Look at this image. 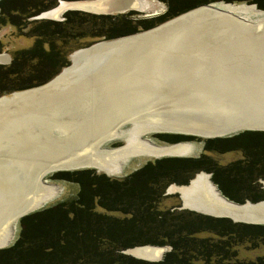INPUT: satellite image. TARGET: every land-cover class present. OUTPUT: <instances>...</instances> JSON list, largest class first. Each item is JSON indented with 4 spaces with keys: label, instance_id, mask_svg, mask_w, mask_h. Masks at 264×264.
Listing matches in <instances>:
<instances>
[{
    "label": "trees",
    "instance_id": "16d2710c",
    "mask_svg": "<svg viewBox=\"0 0 264 264\" xmlns=\"http://www.w3.org/2000/svg\"><path fill=\"white\" fill-rule=\"evenodd\" d=\"M58 1L0 0V17L11 20L21 12L26 20L56 7ZM161 1L165 14L137 19L139 28H153L209 3H253L264 10V0ZM63 15V21L33 22L35 45L15 52L10 64L0 65V95L44 85L58 74L60 67L66 65L65 52L59 47L67 35H75L74 29L86 23V18L94 29L92 22L99 23L96 33L104 39L137 30L122 20L127 14L66 11ZM11 24L16 25L12 21ZM67 28L69 31L63 33L66 35H61ZM157 137L169 144L198 141L203 152L196 157L154 159L121 178H111L94 169L52 173L50 179L76 185L75 195L21 217L15 241L0 248V264H264V256L251 260L239 254L244 245L264 239V224L233 222L178 205L159 208L166 197L176 196L164 194L168 186L185 185L200 171L210 174L217 191L234 203L264 200L260 182L264 180V132L244 131L204 140L174 134ZM230 152L242 156L223 165L207 154ZM143 245L166 247V252L156 262L123 253Z\"/></svg>",
    "mask_w": 264,
    "mask_h": 264
},
{
    "label": "water",
    "instance_id": "95a60500",
    "mask_svg": "<svg viewBox=\"0 0 264 264\" xmlns=\"http://www.w3.org/2000/svg\"><path fill=\"white\" fill-rule=\"evenodd\" d=\"M78 1H86L92 4L99 0ZM58 3H60V0ZM213 4L217 3L201 6L210 9L197 17L198 19L195 18L191 23H181L174 26H171L173 24L169 23L170 25L166 27L165 25L168 22L173 21V19L180 15L176 16L153 27V29L161 27L160 33H158L160 35L154 34L155 36L147 39L142 38L137 43H134L133 57H136L139 54L138 52H140L142 58L147 56L149 70L146 66L147 63H144L143 69L146 72L142 73V75H137L140 80L133 82V109H118V112L115 109H111L113 111L108 114L95 111L93 115H96V117L93 118L92 116L93 119H88L86 120L87 122L80 120L81 115L79 116L78 110L72 113L70 111L71 118L75 119L74 121L78 122L79 125L83 124L81 128L74 129H80L79 132H70V136H75L78 142L77 147L78 152H81L80 154L75 153L74 156L73 154L64 156L55 151L54 148H58V141L55 140L56 138L51 133L48 134L44 132L45 130L42 131L43 126L40 115L42 113L37 110L40 109L39 107H36V109L27 107L28 110H23V106L21 108H17V105L11 106L8 112L9 119H18V117L11 118V114L14 117L18 113H22L25 116H32L34 113H37V118L35 119L38 120L36 123L40 126H33L37 127L38 131H36V134L38 136L36 137L34 133L32 136L34 139L31 140L32 138H30L33 144L26 142L30 144L21 149H26V151H23L24 153L21 150L14 151V146H11L9 143L8 148L12 151L10 153L11 157L15 153L20 158L8 157V161H11V164L13 162L14 164L12 165H15V163L19 165L23 162L25 163L24 168L26 170L27 168H33L32 166L35 164V169L38 170L37 175H41L40 178L57 171L97 168L98 155L96 152L98 151L91 150H96L98 146L100 147L102 144L112 140L114 133L122 124L136 122V118L142 117L147 108H138V104L146 101L145 97H152L155 100L160 98V107L156 106L157 108L165 110L171 108L178 112L177 118L170 121L161 120L160 118L148 121L163 128L162 131H155L158 133L193 136L204 140L230 137L244 131L264 132V86H261V84H264V20L253 24L246 23L240 20L238 16L222 12L218 7L217 11H214ZM136 7V0H125L119 4L112 5L108 13H94L79 9H67V11H81L96 15L141 12ZM254 7L257 8L256 5ZM44 12L38 14L37 17L35 16V19H45L39 18ZM229 47L251 51L250 58L259 67L261 66L262 71L258 72L261 76L259 79L261 80H258V78L254 80L253 74L248 71H242L240 67L230 72L232 67L227 68L226 65V58L229 60L227 53ZM6 60L7 56H5L3 61ZM141 64L134 65L133 72L136 71V74H138V70L142 68ZM238 71L239 73H237ZM88 84L85 88L91 91L93 87L90 85L91 83ZM67 89L68 87L62 90L63 93ZM71 89H73V85L70 86ZM97 97L99 100H102L100 95H97ZM109 100L112 102V106L117 107L116 103L118 102L114 103L111 99ZM98 103L100 104V102ZM89 109L91 108L87 110ZM154 113L157 115L156 111ZM108 115L110 116L109 122L104 125V119ZM67 121L65 118L64 122L67 123ZM19 143H22V141L19 140ZM162 157L167 156L157 157L156 159ZM208 175L210 180V174ZM165 195L170 194H167L166 191ZM42 197L38 196L35 198L33 205L26 206L31 195H25V205L19 209L21 212L17 216V221L28 213L43 207L44 204L37 205L42 200ZM222 198L228 204L211 203L210 206L206 205L208 209H217L222 213L217 216L209 214V212H203L197 208H187L190 211L203 215L215 218H228L234 222L256 225L264 224V216H257L259 213H264V200L257 203L245 201L243 204H238L223 196ZM180 199L182 201L181 196ZM258 204L262 206L256 208ZM184 207L182 204L181 209H185ZM252 217L262 220L255 222L248 220L249 218L252 219ZM136 248H153L159 250L160 255L157 259H145L131 253ZM164 252H166V247L143 245L126 249L123 253L135 259L156 262L161 259Z\"/></svg>",
    "mask_w": 264,
    "mask_h": 264
},
{
    "label": "rangeland",
    "instance_id": "374dc122",
    "mask_svg": "<svg viewBox=\"0 0 264 264\" xmlns=\"http://www.w3.org/2000/svg\"><path fill=\"white\" fill-rule=\"evenodd\" d=\"M61 1H78V0H60V3H61ZM156 1L159 2L161 5H163V8H164L159 13H150L149 14V13H142V12H129V13H125L127 15L123 14L124 16L122 15L123 16L122 20L124 22H129V25L132 27V29L133 30L137 29V30L133 33L117 36V37L112 38V39H104L103 37H101V35L99 33H96L97 32L96 29H97V26L99 25V23H97L96 21L92 22L96 26L94 29L93 27H91L92 24L88 23L89 22L88 18H86V20H87L86 23H81L80 27L74 29L75 35H67L64 43H62L60 45L59 48L61 50H63V52H65V58L63 60L65 61L66 65L60 67L58 74L64 68H66V67L68 68L69 66H71L72 61H71L70 57H71L72 53L75 52L76 50H85L86 51V49L91 48V47H93L97 44H100L102 42H112V43L116 44L118 41H120L118 39L132 37V36H139L141 34L148 32V31H151V29H153V28H149V29H145V30H143L142 28H139L138 24H136V23H138V22H136V20L141 19V18L153 19L155 17H159V16L164 15L166 12L165 4L161 0H156ZM60 3H58L57 5L59 6ZM216 3H222L220 6H222V8H225V5L223 4L225 2H216ZM227 4L235 5V6H248V7H249V5L250 6L255 5L253 3L251 4V3H244V2L238 3V4L237 3H235V4L226 3V5ZM57 5H56V7H58ZM206 5H208V4H206ZM206 5H204V6H206ZM215 5H218V4H215ZM54 8H52V9H54ZM200 8H202V7L200 6ZM200 8L197 7V8L190 10V11H193L195 9H200ZM253 8L258 10V11L264 12L263 9H258L255 7H253ZM66 11H63L59 15L58 18H53V19L45 18V19H40L39 21H43V20L44 21L45 20L63 21L65 18L63 14ZM46 12H44V13H46ZM13 13L16 14L15 12H13ZM23 16L24 15L21 14V12H18L17 15L12 16L11 20L9 18L7 20V17H5V18L0 17V24H1L0 25V54H4L7 56V60L0 62V65L4 66V65L10 64L12 56L15 52L30 49L35 45L36 37L34 36L32 30H33L34 25H35L33 22L36 20L35 18L37 16L36 17H29L26 20H24ZM41 18H44V17H42V15H41ZM252 19L255 20L257 18L255 17ZM11 21H12V23H14L16 25L15 26L12 25ZM36 22H38V21H36ZM67 30H68V28L63 30L61 35H66L63 33H67L69 31V30L68 31ZM46 47H47V44H44L43 48L45 49ZM134 47L135 46L133 45V51H134ZM104 52H109V53L105 57L106 60L105 61L102 60L103 61L102 65H105V67L100 68L102 65L99 67L101 69V73H99L100 70H97V71L91 70V69L88 70L86 67L85 69H83L81 71L80 75H77L74 78L75 83H76V81L78 83L79 80L81 81L84 78L86 79L85 81L88 82L90 80V78L93 77L90 81L92 83L90 85L91 86L93 85L92 86L93 89H95L96 87H98L101 84L100 82H102L105 79V77H103V73L106 70H108L106 68V64L111 62V61H114L115 60L114 55L116 54L115 50L114 51L104 50ZM250 52L251 51H247L244 49H235V47H229V49L227 50L229 60L226 58L227 68L232 67L231 71H230V72H232L234 70H237V68L239 69V67H240V69H242V71H244V72L248 71L249 73L253 74L254 80H257V78H258V80H261V79H259L261 76L258 74V72L260 70L262 71L261 66L259 67L250 58L251 57ZM141 56L142 55L140 54L139 59L136 60L137 62L133 60V66L136 64L142 63L141 64L142 68L140 70H138L139 71L138 74H136V71L133 72V78L129 82L132 85H133L134 81L136 82V81L140 80V78H138L137 75H142V73L146 72L145 69H143V68H144L145 64L147 63L146 62L144 64V60H147V56H145V58H142ZM63 60H61V61H63ZM141 60H142V62H140ZM88 63L89 62L87 60H85V64H88ZM148 64L149 63H147L146 66L149 70ZM90 71H92V73H93V71H95L94 73H98V74H93V76H92V74H90L88 76L89 73H87V72H90ZM108 72H110V71L108 70ZM235 73H236V71H235ZM237 73H239V71ZM58 74H56L54 77H56ZM111 79H112V77H111ZM67 80L71 81V78H69ZM50 81H48V82H50ZM41 86H43V85H41ZM77 86H78V84H75V86H73V87L76 88ZM84 86L86 87V85H84ZM261 86H264V84H261ZM38 87H40V86H38ZM38 87H34L31 89L22 90V91H13L10 93H3L0 95V99L1 100H2V98H7V99L10 98L11 99L15 95V93L29 92V91H32V90L38 88ZM127 87H128V89H130L128 85L123 86V83H122L117 87V89L115 91L121 92L122 90H125V91L129 92L128 90H126ZM63 88H65V86ZM63 88H60V91H58V89H54V90H52V92H46V94H44L45 96L44 95H40V96L33 95V96H30L29 98H25V99L23 98L20 101H18L17 103L20 105V107H22V106L24 107L25 105L29 106V104H32V102H34V104L30 105L29 108H35L36 109V106L40 108L37 110H39V112L42 113V114H40L41 120H42L41 124L43 126L42 131L45 130L44 132H46L48 134L51 133L52 136L56 138L55 140L58 141V144H57L58 148L56 147L54 149H55V151H57L58 153H61L64 156L69 155V154H73V156H74L75 153L78 152V147H77L78 142L76 141L75 136H70V132H79L80 129H77V130H74V129L75 128H81L83 125V124L79 125L78 122L74 121L75 119L71 118L70 111L72 113L75 110H78L79 116L81 115L80 120H83V122L84 121L87 122L86 120H88V119L91 120L94 117H96V115H93V113L95 111L102 112L103 114H108L109 112L113 111L111 109H115V110H117V112H118V109H121V110L129 109V108L133 109V107H132L133 106V98L131 96H129L130 94L128 95V98L126 100H124V102H123V100L119 101V96L122 95L119 92H118L119 94L117 93V95L115 93L111 94V92L104 93V97L105 96L106 97H105V100H103V101H99L97 99L98 94H97V92H94L95 90L91 91V92L86 91L85 94L80 95L81 96L80 98L83 97L84 100H82V101H85V103H82L80 100H76V99H74L73 101H70L71 103H69L67 100L70 98H66L67 100L65 99V101H61V102L59 100L55 101L54 95H55L56 91L59 92V95L63 94V91H62V90H64ZM120 89H122V90L120 91ZM132 89H133V86H132ZM85 90H88V89L85 88ZM72 91H75V89L73 88ZM111 95H113V96H111ZM109 99L114 101V103L118 102L119 104L116 103L117 107L112 106V104H111L112 102H110ZM145 100L146 101H142L140 104H138V108L139 107L142 109L147 108L145 114H142V117L136 118L137 119L136 122H132V123L128 122V123L122 124L119 129L122 131H128L129 129L133 128L134 124L135 125L137 124L138 126L143 127V128L141 127L143 129L142 133H139V134L135 133V134L139 135V136H137L138 139H139V137L141 139H147V140L151 141V143L153 142V144L155 143L156 145H159V146L170 145L167 142L161 141L157 137L158 134H162V133L155 132L154 130L150 131L152 128H150V129L148 128V126L151 127L150 126L151 123L148 121H150L152 119H157V118H160L161 120H169V121L171 119H176L178 116V112H176L177 110H174L171 108L167 109V110L162 109V108L161 109L157 108L156 106L160 107V105H159L160 104V98L155 100L152 97L151 98L145 97ZM98 102H100V104ZM13 105H15V104H9L6 107L13 106ZM34 105H36V106L34 107ZM27 107L23 108V110H28ZM88 108H91V109L87 110ZM155 111H156L157 115L154 113ZM36 114L37 113H34V115H32V116H25V115H22V113L21 114L18 113V115L17 116L14 115V117H11L13 115V114H11V116H10L11 118L18 117V119L11 120L10 124L7 125L8 129L6 132L8 135L0 134V141L4 142L0 146V170L6 169V168L11 166L10 168H12L13 172H16V176H17V178H19L18 180L20 181V184H19L20 187L24 191L29 192L30 195L33 194L34 198H37V196L40 197L41 195L43 196L44 194H46L48 192V190L54 189L55 195L52 198H49L47 201L44 202L45 203L44 206H47L49 204H53L54 202L60 201L66 197H70V198L73 197L76 193V190H77L76 185H74L72 183L63 182V181L61 182V181L52 180V179H50V175H51L50 173L47 175H44L42 178H40L41 175H37L38 170L35 169L34 163H33L34 166H32L33 168H30V169L27 168V170H26L24 168L25 163L22 162L19 165H16V164L12 165L14 163L12 162V164H11V161L10 162L8 161V157L12 156L10 154V153H12V151H11V149L8 148L9 143L11 146L12 145L14 146L15 151L16 150L20 151L21 149H23L24 146H27V144H30V143L33 144V142H31V140H33L34 137L32 138V136L34 133L36 134V131H38L37 127L40 126L36 123L38 121L35 119V118H37ZM92 116H93V118H92ZM65 118L68 120L67 123L64 122ZM109 119H110L109 115L105 117L104 125H106L109 122ZM60 121H62V122H60ZM60 123H62V124H60ZM33 126H37V127H33ZM60 127L62 129H59ZM141 128H139V129L141 130ZM63 130H68V131L63 132ZM25 132H27V133H25ZM16 133H17V135H16ZM25 134H26V136L21 137L22 135H25ZM7 136H8V138L6 139ZM37 136H38V134H36V137ZM128 137H131V136L127 135L126 138H128ZM30 138H32V139L30 140ZM19 140L22 141V143H19ZM26 142H30V143H26ZM5 143H6V146H5ZM185 143H187V144H183V145H189L190 146L188 153H186V154L160 155V156H152V157H147V156L144 157V156L138 155L141 157H133V156L127 157V159L125 158L126 161L124 162L125 164H124L123 169L120 170L119 172H117L116 174H113V175L103 171L102 169L100 170V168H98V167L97 168L96 167L95 168H89V169H94L96 173L105 174L106 176L111 177V178H121L125 174H127L128 172L134 171L135 169L144 165L146 162L154 160L157 157H161V156H167V157L168 156L169 157H175V156L176 157H193V156H195L196 157V156H199L201 154V152H203V146L201 145L200 142H198V141H187ZM124 144H125V138L123 139L122 137H118V138L114 137L112 140L102 144L100 147L98 146V149L91 150V151H95V152L98 151V152H96V154L101 155V153L103 151L104 152H106V151L113 152L114 149H116L118 147H122V146H124ZM174 144H176V143H174ZM21 151H22V153H24L23 151H26V149L21 150ZM207 154L209 156H211L217 163L223 164V165H226V164L232 162L233 160H237L242 156L239 152H230V153H226L223 155L218 154V153H207ZM11 158H20V156L19 155L17 156V154L14 153L13 157H11ZM33 170H34V173H33ZM200 172H204L205 175H207V173L205 171H200ZM191 178H193V177H191ZM260 182H261V187L264 188V186H263L264 180H260ZM187 184L182 185V186H186ZM173 185L181 186V185H177V184H173ZM8 191H9V189H8ZM166 191H167V188L165 189V193H166ZM1 192H3V193H1ZM21 192H23V191H21ZM173 192H177V191L172 190V192H170V193H173ZM24 193H22V194H24ZM170 195H174V193L170 194ZM179 195L180 194L176 193V196L174 195V196L166 197L159 204V208H166L167 209V208L176 207L177 205L180 206V208H181L183 201H181ZM6 196H7V194L4 193V191L0 189V203L5 201ZM44 197H45V195L43 196V198ZM45 199H46V197H45ZM43 207H41V208H43ZM1 208L2 207H0V209ZM41 208H39V209H41ZM184 208L189 210L187 207H184ZM10 225L11 224H9L7 227H9ZM17 233H18V221H17L16 226H15V233L13 235V238L9 241L7 246H10L15 241V239L17 237ZM7 246H5V247H7ZM254 246H256V247H254ZM239 254L243 258L251 259V260H254L257 256H264V239L260 240L258 242V244H246V245H244L241 248Z\"/></svg>",
    "mask_w": 264,
    "mask_h": 264
},
{
    "label": "bare ground",
    "instance_id": "6f19581e",
    "mask_svg": "<svg viewBox=\"0 0 264 264\" xmlns=\"http://www.w3.org/2000/svg\"><path fill=\"white\" fill-rule=\"evenodd\" d=\"M123 1L125 0H99L92 4L86 1H77V2L61 1L60 5L59 6L57 5L58 7L51 9V11L48 10L46 13L42 14V17L47 18V19L58 18L59 15L67 9L86 10V11H90L94 13H108L112 5L119 4ZM136 3H137V7H136L137 10L141 11L142 13H149V14L159 13L160 11L164 9L163 5H161L156 0H136ZM221 4L212 5L215 8L214 11H217V7H218L219 10H221L222 12L230 13V15L233 14L235 16H238L240 20H242L243 22L251 23V24L256 23V22H262L264 20V12L254 9L253 5L251 6L249 5L248 7V6H235V5L224 4L225 8H222V6H220ZM209 9L210 8L202 7L200 9H195L193 11L186 12L180 15L179 17L173 19V21L168 22L165 26L166 27L169 26L170 25L169 23L173 24L171 26L181 24V23L183 24L187 22L191 23L193 20H195V18L199 17L202 13H204L205 11ZM255 17L257 19L255 20L252 19ZM160 28L161 27H157L139 36H132V37L118 39L120 41H118L116 44L112 42H102L91 48L86 49V51L77 50L74 53H72L70 57L72 61L71 66H69L68 68L67 67L64 68L56 77H54L51 80L52 82L50 81L46 85L36 88L32 91L28 90L29 92L15 93V95L11 99L10 98L9 99L2 98V100L0 99V134L8 135L6 131L8 129L7 125L10 124V121H11V119L8 118L9 116L8 112L10 111L11 106H8V107L6 106L9 104H15L17 105V108H18L20 107V105L17 102L23 98L24 99L29 98L30 96H33V95H38V96L44 95L46 94V92H52V90L54 89H58V91H60V88H63L65 86V88L68 87V89L65 90V93L59 95V92L56 91L54 95L55 101L59 100L61 102V101H65L66 98H70L68 100L66 99L69 103H71L70 101H73L74 99L80 100L82 103H85V101H82L84 100L83 97L80 98L81 97L80 95L81 94L83 95L85 94L86 91H89V90H85L84 85L91 83L90 81L93 77H91L88 82H86L85 81L86 79L84 78L81 81L79 80L78 83L77 81L75 83L74 78L77 75H80L81 71L85 69L86 67L88 70L90 69L95 70V71L100 70L99 73H101L100 68L105 67V65H102L103 64L102 60L105 61L106 60L105 57L109 53V52H104V50H111V51L115 50L116 51V54L114 55L115 60L106 64V68L111 73L108 72V70H106L103 73V77H105V79L102 82H100L101 84L98 86L99 88L96 89L95 91L94 89H92L91 91L97 92V94L100 95L102 100H99L98 97L97 99L99 101H103L105 100V97H106V96L104 97V93L111 92V94L115 93L117 95L119 91L116 92L115 90L120 84L123 83V86L128 85L130 89H128V87L126 89L129 92L120 89V91L121 90L122 91L119 93H121L122 95L119 96V101L123 100L124 102V100L128 98L129 94H130L129 96L133 98V89H132L133 85L130 84L129 82L133 78V71H132L133 70V60L136 61L137 59H139V55H140L138 54L136 55V57H133V45L134 43H137L142 38L147 39V38H150L151 36H155L154 34L160 33L159 32L161 30ZM5 56L6 55L4 54L2 55L0 54V61H3L5 59ZM85 60L89 62L88 63L89 65L85 64ZM146 62L147 60H144V63ZM95 71H93V73L92 71L87 72L89 73L88 76L90 74H92V76L93 74H98V73H94ZM69 78H71V81L67 80ZM74 83L78 84V86L76 88L73 87L75 91H72V89L70 90V86L71 85L75 86ZM32 104H34V102H32ZM32 104H29V106ZM27 106L28 105H25L23 108ZM35 106L36 105H34V107ZM150 126L151 127L148 126L149 129L152 128L150 131L152 130L162 131L163 130V128H160L159 126L155 124H151ZM141 127L142 126H138L137 124L136 125L134 124L133 128L129 129L128 131H122L118 129L114 133L113 138L114 137H117V138L122 137L123 139L125 138L124 146L114 149L113 152L103 151L101 155L100 154L98 155L96 166L100 168V170L102 169L103 171L113 175L123 169L124 164H125L124 162L126 161L127 157H130V156L152 157V156H160V155H181V154L188 153L190 146L183 145L187 143H179L173 146H159V145L151 143V141L147 139H141L140 137L138 139L137 136L139 135L135 133H138V134L142 133L143 127L142 128ZM139 128H141V130ZM59 129H62V128L60 127ZM65 131H68V130H63V132ZM127 135H130L131 137L126 138ZM24 136H26V134ZM24 136L22 135L21 137H24ZM7 138L8 136L6 137V139ZM2 143L4 142L0 141V146L2 145ZM5 146H6V143H5ZM13 149L15 151V148ZM77 153L80 154L81 152H77ZM138 155H141V156H138ZM10 167L0 170V189L3 190L4 193L7 194L5 201L0 203V207H2L0 209V247L7 246L9 241L13 238V235L15 233V226L17 223V216L21 212L19 211V209H21V206L25 205V201H26V199L24 198L25 195L26 196H28V194L30 195L29 192L24 191L20 187L19 185L20 181L18 180L19 178H17L16 172H13L12 168ZM207 175H205L204 172H198L197 174L193 176L192 179H190L188 185L186 186H176L172 184V186L174 187H171V185L167 187V194H173V193L168 192L170 190L177 191L174 193L180 194L182 201H183V205L185 207L197 208L199 210H202L203 212H206V213L209 212V214H212L215 216L220 215L222 214L220 211H218L217 209L210 210L208 209V206L206 205L210 206L211 203H216V204L217 203L228 204V203L223 200L221 194L219 193V191H217V188L215 187V185L209 180V177H208L209 175L208 176ZM44 195L46 199L45 197L44 198L42 197L43 201L38 200L39 202L37 203V205L45 204L44 203L45 201H47L49 198H52L55 195V191L54 189H50ZM34 200L35 198L32 194L31 198L29 199V202L26 203V206L33 205ZM259 206H262V205L258 204L256 208H259ZM257 216L259 217L264 216V213H261V214L259 213L257 214ZM248 220H252L253 222H255L258 220H262V219H257V218L255 219V217H252V219L249 218ZM9 224L11 225L7 227ZM131 253H134L137 256L143 257L145 259H157L160 255V251L153 249V248H150V249L136 248L132 250Z\"/></svg>",
    "mask_w": 264,
    "mask_h": 264
},
{
    "label": "crops",
    "instance_id": "0c3cea01",
    "mask_svg": "<svg viewBox=\"0 0 264 264\" xmlns=\"http://www.w3.org/2000/svg\"><path fill=\"white\" fill-rule=\"evenodd\" d=\"M193 157H195V156H193ZM187 185H188V184H187ZM181 186H182V185H181ZM263 186H264V184H263ZM171 187H174V186L171 185ZM168 192L170 193V192H172V190H170V191H168ZM173 193H174V192H173ZM174 194H175V193H174Z\"/></svg>",
    "mask_w": 264,
    "mask_h": 264
},
{
    "label": "flooded vegetation",
    "instance_id": "af4514ba",
    "mask_svg": "<svg viewBox=\"0 0 264 264\" xmlns=\"http://www.w3.org/2000/svg\"><path fill=\"white\" fill-rule=\"evenodd\" d=\"M217 4H220V3H217ZM153 143V142H152ZM155 144V143H154Z\"/></svg>",
    "mask_w": 264,
    "mask_h": 264
}]
</instances>
